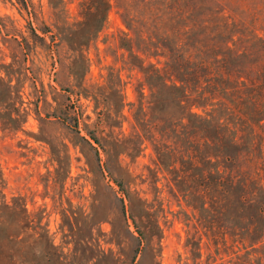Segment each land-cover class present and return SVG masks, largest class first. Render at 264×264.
Here are the masks:
<instances>
[{"label": "trees", "instance_id": "16d2710c", "mask_svg": "<svg viewBox=\"0 0 264 264\" xmlns=\"http://www.w3.org/2000/svg\"><path fill=\"white\" fill-rule=\"evenodd\" d=\"M223 1L122 3L120 46L143 74L136 100L125 101V82L112 67L104 84L79 94L102 103L103 140L91 138L102 144L107 166L122 154L134 161L149 146L148 176L163 178L172 197L192 205L181 212L186 225L200 230L198 238L205 236L216 251L227 249L228 264H264V15L247 9V18H238L225 12ZM78 7L80 19L60 34L83 58L82 46L102 29L111 4L81 0ZM15 101L22 103L20 91L6 72L0 75L4 127L23 121L25 110L11 107ZM125 105L133 118L126 134ZM154 199L160 201L157 194ZM17 202L0 190V264H35L39 242Z\"/></svg>", "mask_w": 264, "mask_h": 264}, {"label": "rangeland", "instance_id": "374dc122", "mask_svg": "<svg viewBox=\"0 0 264 264\" xmlns=\"http://www.w3.org/2000/svg\"><path fill=\"white\" fill-rule=\"evenodd\" d=\"M62 1L0 0V63L9 64L0 65V75L11 73L22 100L11 107L25 110L15 128L0 119V190L32 219L35 264H228L227 249L216 251L186 225L181 210L191 212L192 205L172 197L163 178L148 176L149 146L134 161L122 154L107 166L102 144L91 138L103 140L102 103L79 91L93 93L112 67L125 82V101H135L143 79L120 46L126 27L119 6L128 0H109L107 20L82 46L83 58L60 34L80 19L81 0ZM223 4L238 18H247V9L264 15V0ZM123 113L126 134L133 122L128 105Z\"/></svg>", "mask_w": 264, "mask_h": 264}]
</instances>
